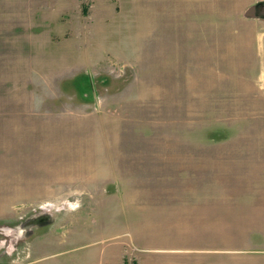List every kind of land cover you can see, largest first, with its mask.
Wrapping results in <instances>:
<instances>
[{
	"label": "rangeland",
	"instance_id": "rangeland-1",
	"mask_svg": "<svg viewBox=\"0 0 264 264\" xmlns=\"http://www.w3.org/2000/svg\"><path fill=\"white\" fill-rule=\"evenodd\" d=\"M226 3L0 0V264H140L143 186L264 248V182L220 190L195 167L264 154V2L259 20ZM163 169L176 178L157 186ZM154 224V245L188 227Z\"/></svg>",
	"mask_w": 264,
	"mask_h": 264
},
{
	"label": "crops",
	"instance_id": "crops-1",
	"mask_svg": "<svg viewBox=\"0 0 264 264\" xmlns=\"http://www.w3.org/2000/svg\"><path fill=\"white\" fill-rule=\"evenodd\" d=\"M226 2L227 3L224 5L226 10L232 11L233 14L236 15L245 16L250 8L260 2H264V0H226ZM255 20L259 19L255 17ZM258 32L260 33L259 30H253L249 33V28L247 30H244L243 34H245V37H247L248 46L254 47V42L259 39ZM248 36H250V39H248ZM138 143L140 142L134 141V144ZM186 144L193 143L188 142ZM141 145L142 148L140 149V152H136L137 154L140 153L141 155H134L136 162L133 165L134 169L131 170V174L135 176L134 173H139L135 171L141 170V177L144 178V138L141 140ZM254 157V160L248 163H236L237 160L229 159H223L219 161V165L213 166L208 165L207 162L198 163L197 165H195L197 170L200 172L199 175V172L196 171V173L198 174L197 177L206 178L207 180H205V182L208 185H220V190L226 188L225 179L229 180V177H233L232 175H252L257 178L256 180L258 182H264V154ZM138 161L140 162L139 164L137 163ZM129 167L130 164L128 168ZM138 167L141 168L137 169ZM174 171H165V169L158 171L156 174L158 182L157 186L163 185V177L166 184H171L172 180L176 178ZM172 176L175 178H173ZM130 179H127L128 182H130ZM210 179H212V182L209 181ZM169 186L170 185H168L167 187ZM171 188L172 191L175 189L174 186H172ZM150 190L151 189L147 188L146 192H149ZM179 191L180 190L178 189L177 193ZM134 193L137 194L139 192ZM140 193L141 197L136 195L133 197V199L137 201V203L134 204H139V206L144 207V219L148 221V223L146 222V220L143 221L137 239H133V242L140 243V248L143 251L140 257V264H230V256L244 257L248 255L256 258H253L254 260H250L251 258L241 259L238 260V263L241 262L243 264H260V257H264V248H258V246L256 245L257 241L253 233L244 231L229 232V226L235 224V222H230V219L227 217L223 218V213L221 217L200 216L199 218H197L192 215L191 217L180 220L178 216L179 212H175L176 215L174 217L173 210H166L168 208L176 209L178 207H181L182 205L179 206L174 203L158 204L157 202L150 203L149 201H146V203H144V186L141 188ZM138 208L141 209L140 207ZM155 209L158 210L156 211ZM150 210H152V212H150ZM171 214L173 216H171ZM155 222L166 228H169L171 226H175L179 229H181V226L188 227L182 229L185 233L177 234L175 236H172L171 238L159 236L163 243L154 245L152 243L156 240V236L153 234L144 236V226H149L150 224L151 226L155 225ZM197 226H201V228H195ZM205 230L207 232L204 233ZM144 240L147 242H144ZM144 250L156 253L157 257H153L152 259L147 255L144 258ZM262 261V264H264V258ZM135 262L136 264H138L136 260Z\"/></svg>",
	"mask_w": 264,
	"mask_h": 264
},
{
	"label": "water",
	"instance_id": "water-1",
	"mask_svg": "<svg viewBox=\"0 0 264 264\" xmlns=\"http://www.w3.org/2000/svg\"><path fill=\"white\" fill-rule=\"evenodd\" d=\"M260 4H262V2L258 3L257 5H254L252 8H250L248 10V12H247L248 16H250V17H257L258 15H257L256 11H257V7Z\"/></svg>",
	"mask_w": 264,
	"mask_h": 264
}]
</instances>
